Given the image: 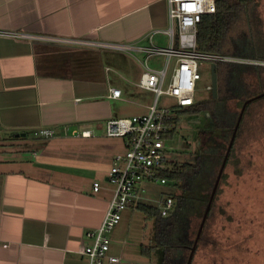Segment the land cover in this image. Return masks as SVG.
Wrapping results in <instances>:
<instances>
[{"label": "crops", "instance_id": "crops-1", "mask_svg": "<svg viewBox=\"0 0 264 264\" xmlns=\"http://www.w3.org/2000/svg\"><path fill=\"white\" fill-rule=\"evenodd\" d=\"M168 26L166 0H0V29L39 36L166 47ZM144 60L140 51L0 36V131L17 153L0 157V264H87L78 250L105 212L107 172L125 149L105 124L147 110L151 91L137 85ZM41 127L54 132L43 138Z\"/></svg>", "mask_w": 264, "mask_h": 264}, {"label": "rangeland", "instance_id": "rangeland-1", "mask_svg": "<svg viewBox=\"0 0 264 264\" xmlns=\"http://www.w3.org/2000/svg\"><path fill=\"white\" fill-rule=\"evenodd\" d=\"M255 11L259 20L253 25V38L258 50L264 52V0H255ZM247 31L246 26H236L233 38L237 40L246 36ZM165 58L153 55L148 60V65L161 67ZM259 61H263L257 63L264 66V56ZM173 63L174 58H171L170 65ZM210 63L203 60L199 64L201 77L197 82L195 101L210 95L211 90L207 87L210 84ZM263 89L264 85L258 83L251 85L249 92ZM144 93L142 101L151 103L154 93ZM167 102L173 103L174 99L163 94L160 103ZM230 106L232 109H239L241 101H231ZM177 117L176 131L166 141L169 157L177 162L193 161L204 116L202 113H179ZM5 136L0 131V157H13L17 153H14L9 141L4 139ZM23 147L26 146H21ZM19 153L29 155L30 152ZM141 186L145 190L141 193L143 198L139 202L156 206L158 200L177 191L175 185L168 180L142 183ZM218 186L213 211L206 224L210 240L207 244H198L190 264H264V99L253 103L245 114L231 159L223 168ZM195 219L199 220L197 217ZM153 226V219L146 217L135 205L123 209L119 221L109 232L108 254L113 253L119 260L110 262L105 257L102 264H160L158 248L151 250L150 257L141 253L142 245L153 243Z\"/></svg>", "mask_w": 264, "mask_h": 264}, {"label": "built area", "instance_id": "built-area-1", "mask_svg": "<svg viewBox=\"0 0 264 264\" xmlns=\"http://www.w3.org/2000/svg\"><path fill=\"white\" fill-rule=\"evenodd\" d=\"M169 26V45L159 47L154 45H137L130 42H92L89 40L67 37L39 36L29 32L0 29V36L13 38L45 39L76 44L98 45L122 51H140L145 60L143 70L137 85L154 93L153 101L147 105L143 113L106 121L105 133L108 136H122L125 149L113 155L106 180L111 186V196L99 224L86 231L88 241L78 252L86 257L87 264H102L106 257L110 262L119 259L108 254L109 232L119 221L121 211L136 205L145 188L142 183L154 181L166 182L162 175L164 170L171 168L173 161L169 157L166 141L170 140L176 131L178 113L184 106L193 104L197 82L201 77L199 64L203 60L210 62L233 61L245 63L263 62L246 57L229 54L201 52L197 49V24L202 16L216 10V0H166ZM164 55L165 61L160 68L150 67L146 60L154 55ZM174 63L170 65V59ZM210 87V84L207 85ZM110 96H120V88L111 87ZM165 94L174 99L173 103H160V97ZM50 127H41L35 132L47 138L53 134ZM89 131H82V134ZM93 190L101 186L94 181ZM175 204L172 195L158 200L162 215L171 212Z\"/></svg>", "mask_w": 264, "mask_h": 264}, {"label": "trees", "instance_id": "trees-1", "mask_svg": "<svg viewBox=\"0 0 264 264\" xmlns=\"http://www.w3.org/2000/svg\"><path fill=\"white\" fill-rule=\"evenodd\" d=\"M257 20L259 17L255 11V0H216V10L204 14L197 24V49L201 52L229 54L259 61L264 52L258 50L253 38V25ZM239 25L246 26L248 34L236 40L232 33ZM215 71L216 97H212L210 91L208 98L196 100L179 110L181 114L202 113L204 121L198 132V148L193 161L173 160L171 168L162 172L177 190L171 193L175 201L173 209L169 214L162 215L156 205L143 202L135 205L146 217L152 218L154 223L153 243L142 245L141 253L150 257L151 250L158 248L160 264H186L242 104L248 100L228 150L225 165L231 159L245 114L253 103L264 99V89L249 92L251 85H264L263 65L216 61ZM253 82L256 83L252 84ZM231 101H241L239 109H232ZM222 176L223 171L221 178ZM218 189L217 185L195 249L199 243L207 244L210 240L206 224L211 217ZM196 217L199 220H196Z\"/></svg>", "mask_w": 264, "mask_h": 264}, {"label": "water", "instance_id": "water-1", "mask_svg": "<svg viewBox=\"0 0 264 264\" xmlns=\"http://www.w3.org/2000/svg\"><path fill=\"white\" fill-rule=\"evenodd\" d=\"M215 67H216V62H211L210 63V90H211V93H212V97H216L217 95V74H216V71H215ZM260 95V94H259ZM248 100H245L242 104V107L240 109V112H239V115H238V119H237V122L234 126V129H233V132H232V135H231V138L229 140V143H228V146H227V150L225 152V155H224V158L221 162V165H220V168L218 170V173H217V176L215 178V182H214V185L212 187V190H211V193H210V196H209V199H208V202H207V205L205 207V210L203 212V215H202V218H201V221H200V224H199V227H198V230H197V233H196V236H195V239H194V242H193V245L191 247V250H190V253H189V256H188V260L186 262V264H189L190 260H191V257L193 255V251L195 249V246H196V243L198 241V238L200 236V233H201V230H202V227H203V224H204V221H205V218H206V215H207V212L209 210V207L211 205V202H212V199L214 197V194H215V191H216V188H217V185H218V182H219V179L221 177V174H222V171H223V168H224V165H225V160H226V157H227V153H228V150L231 146V143H232V140H233V137H234V134L236 132V129H237V126L239 124V121H240V118H241V115H242V112H243V109L245 107V104L247 103Z\"/></svg>", "mask_w": 264, "mask_h": 264}]
</instances>
